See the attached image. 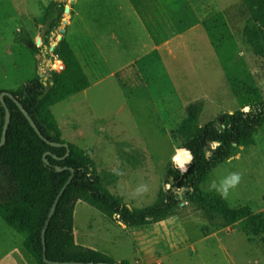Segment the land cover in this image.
<instances>
[{"label": "rangeland", "instance_id": "1", "mask_svg": "<svg viewBox=\"0 0 264 264\" xmlns=\"http://www.w3.org/2000/svg\"><path fill=\"white\" fill-rule=\"evenodd\" d=\"M50 1L0 0V89H14L41 73L46 80L59 77L65 90H74L63 75L65 66L62 64L61 72L53 68L57 56L49 50L71 19L74 2L64 0L69 12L64 11L57 26L46 35L49 22L44 23L43 17ZM145 5L157 9L160 22L169 21L164 35L173 33L170 37L174 39L157 57L142 60L131 66L128 74L120 75L123 79L119 85L112 79L95 82L92 78L87 93H77L83 103L76 115L83 116L80 128L84 131L74 133L104 187L136 209L152 205L168 187L166 164L182 150L170 130L185 117L187 105L202 102L198 118L202 125L237 108L256 111L258 102L264 100V57L242 42V28L248 18L242 0H145ZM100 7L105 12L98 19L104 21L105 13L116 15L112 2L100 1ZM17 33L29 35L39 51L16 42ZM119 33L123 40L131 41L123 28ZM41 52L49 63L38 58ZM103 66L96 76L102 77ZM71 105L72 100L59 102L52 107L53 114L58 116L59 109L70 112ZM69 126L62 124L63 129ZM62 136L66 140L68 134L63 131ZM254 140L216 167L202 187L216 192L209 190L212 181L219 184L229 174L240 173L239 184L226 200L232 207L247 205L264 216V125ZM217 145L204 146L205 158L216 154ZM1 157L16 178V191L13 199L0 203V264H40L27 147L21 143ZM145 187L147 192L138 195L136 190L143 193ZM207 225V219L185 202L162 221L131 227L83 201H77L74 209L77 242L105 252L117 262L264 264L262 235L253 231L247 220L225 228L210 227L208 235H203Z\"/></svg>", "mask_w": 264, "mask_h": 264}, {"label": "trees", "instance_id": "2", "mask_svg": "<svg viewBox=\"0 0 264 264\" xmlns=\"http://www.w3.org/2000/svg\"><path fill=\"white\" fill-rule=\"evenodd\" d=\"M248 18L242 28V42L253 52L264 57V0H242ZM65 9L64 0H51L45 8L43 22H49L46 35L57 26ZM15 41L23 43L36 52L39 47L29 35L17 33ZM54 53L64 64L66 75L74 90L67 91L59 77L44 80L36 76L14 89H0L10 92L29 113L41 134L50 141L65 143L61 130L50 107L64 100L70 93L83 91L89 85L83 68L62 32ZM11 117L6 132V140L0 146V203L14 198L16 178L10 165L1 154L23 143L26 145L30 163V190L33 225L38 246L39 263L43 260L41 233L45 227L50 207L58 192L68 180L71 171L74 177L64 189L56 205L54 214L45 230L46 258L51 261H76L93 264H128L117 262L105 252L83 246L75 241L74 209L77 201H83L106 217L125 226H142L159 222L169 217L182 202L194 206L208 225L202 229L208 235L210 227H229L247 220L253 231L262 235L264 244V216L255 213L250 206L232 207L217 192L203 189L202 184L221 163L235 155L240 148L254 144L255 134L264 125V100H260L258 110L237 108L223 112L205 124L199 125L198 118L203 109L202 102L190 103L185 108V117L170 130L173 140L182 148L190 150L193 159L186 170L178 168L173 159L165 167V181L168 185L150 206L136 209L122 202L109 192L97 177L93 162L80 148L71 142L70 155L62 158L66 148L48 145L31 127L29 121L15 102L3 97ZM5 123V107L0 100V141ZM24 133L27 138L24 141ZM218 143L216 154L205 158L204 146ZM46 155L48 163L43 159ZM59 157L60 159L55 158ZM57 168H60L58 171Z\"/></svg>", "mask_w": 264, "mask_h": 264}, {"label": "crops", "instance_id": "3", "mask_svg": "<svg viewBox=\"0 0 264 264\" xmlns=\"http://www.w3.org/2000/svg\"><path fill=\"white\" fill-rule=\"evenodd\" d=\"M100 1L112 2L116 7V15L111 16L105 13L107 16L104 21L98 19V16L105 12L100 7ZM197 1L201 2V0ZM86 2L87 0L74 1L73 14L64 31L66 39L88 78L89 85L83 91L72 92L62 100H72V105L69 108L70 112L59 109L57 112L58 116L54 115L57 123L62 120V123L58 124V126L61 133L65 131L68 134L66 141L76 144L81 151H83L84 147H82L80 141L78 143L77 139L74 138L78 134L76 133L77 130L84 131L80 128L82 125L80 121L83 116L76 115V111L79 110V106L83 103L78 98L77 93H87V89L93 84L92 78H94L95 82L102 79H112L119 85L123 79L120 75L123 77L128 74L131 66L137 65L142 60L157 57L158 52L162 48L168 47L169 43L174 39L170 37L173 33L164 35L168 29L169 21L163 19L160 22L157 9L146 7L145 0H91L87 5V9L85 8ZM152 24L158 29H152L149 26ZM121 28L128 33L131 39L129 43L125 39L123 40L121 33H119ZM94 36H96L95 39ZM102 65H104L103 70L105 72H103L102 77L96 76ZM127 70L129 72H126ZM58 103L50 107L51 111L52 107ZM62 124H70V126L67 129H63ZM74 236L77 242L75 228ZM77 243L83 245L82 243Z\"/></svg>", "mask_w": 264, "mask_h": 264}, {"label": "water", "instance_id": "4", "mask_svg": "<svg viewBox=\"0 0 264 264\" xmlns=\"http://www.w3.org/2000/svg\"><path fill=\"white\" fill-rule=\"evenodd\" d=\"M71 2H74V0H71ZM69 7H65L64 11L65 12H69ZM62 32H64V30H62ZM61 36H59V39L60 40ZM38 44H40V42L38 41ZM44 48L46 49L47 46L46 44H43ZM54 48L55 46H51L49 48L50 52L52 53L54 51ZM38 58H41L42 61H45L47 63L50 62V60L46 59L45 57V54L43 52H41L40 54L37 55ZM41 77H43L40 73ZM44 80H46V77H43ZM4 96H8L9 98H11L15 104L18 106V108L20 109V111L24 114V116L27 118V120L29 121L31 127L35 130V132L40 136V138L42 140H44L48 145L50 146H54V147H65L66 148V153L65 155L62 157V158H65L67 156L70 155V147H69V144L68 142H65V143H58V142H54V141H50L48 140L47 138H45L41 132L39 131L37 125L35 124V122L33 121V119L30 117L29 113L24 109V107L21 106L20 102L13 96L12 93L10 92H7V91H4L0 94V100H1V103L3 104V106L5 107V123H4V126H3V130H2V137H1V141H0V146H2L6 140V132H7V129H8V126H9V123H10V117H11V114H10V111L9 109L6 107V103L3 99ZM50 154L49 152H46L44 155H43V159L46 163H48V160L46 159V155ZM180 155L181 157L184 159V162H185V165H184V168L183 170H186L188 168V164L192 161V154L190 152V150L186 149V148H182L181 152H180ZM55 158L57 159H60L59 157L57 156H54ZM57 170L59 171L60 168H57ZM70 171H71V174L68 178V180L66 181V183L63 185V187L60 189V191L58 192L56 198L54 199L51 207H50V210L48 212V215H47V219L45 221V227L44 229L42 230V233H41V243H42V247H43V260L47 263V264H93L92 262L91 263H85V262H76V261H69V262H62V261H51V260H48L46 258V243H45V230L54 214V211H55V208H56V205L59 201V198L61 197L64 189L66 188V186L71 182V180L73 179L74 177V170L72 168H70ZM115 264H118V263H115Z\"/></svg>", "mask_w": 264, "mask_h": 264}, {"label": "clouds", "instance_id": "5", "mask_svg": "<svg viewBox=\"0 0 264 264\" xmlns=\"http://www.w3.org/2000/svg\"><path fill=\"white\" fill-rule=\"evenodd\" d=\"M173 162L174 164L180 168L181 170H183L185 162L184 160L181 158L180 155V150H177L176 154L173 156ZM113 172L116 175H121V173L117 170V169H113ZM241 179V175L240 173H231L228 176L224 177L219 184H217L216 181H212L209 184V190H214L216 191L222 199H227L228 195H229V191L233 188H235ZM147 187L144 188V192L141 193L140 189H137L136 192L138 195H143L145 192H147Z\"/></svg>", "mask_w": 264, "mask_h": 264}, {"label": "bare ground", "instance_id": "6", "mask_svg": "<svg viewBox=\"0 0 264 264\" xmlns=\"http://www.w3.org/2000/svg\"><path fill=\"white\" fill-rule=\"evenodd\" d=\"M57 56V55H56ZM62 61L57 57V59L54 61L53 63V68H55L58 72H61V69H62ZM251 105H254V103H251ZM216 142L214 143H208L206 144V146H212V145H215Z\"/></svg>", "mask_w": 264, "mask_h": 264}]
</instances>
